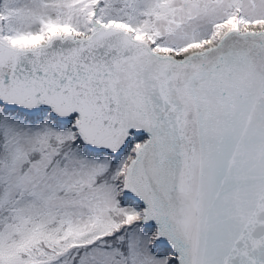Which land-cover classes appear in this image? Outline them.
<instances>
[{
  "label": "snow or ice",
  "instance_id": "snow-or-ice-1",
  "mask_svg": "<svg viewBox=\"0 0 264 264\" xmlns=\"http://www.w3.org/2000/svg\"><path fill=\"white\" fill-rule=\"evenodd\" d=\"M0 264H264V0H0Z\"/></svg>",
  "mask_w": 264,
  "mask_h": 264
}]
</instances>
